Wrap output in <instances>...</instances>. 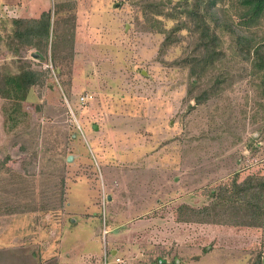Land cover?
<instances>
[{
	"label": "rangeland",
	"instance_id": "1",
	"mask_svg": "<svg viewBox=\"0 0 264 264\" xmlns=\"http://www.w3.org/2000/svg\"><path fill=\"white\" fill-rule=\"evenodd\" d=\"M20 1L0 0V78L44 76L21 103L0 96V261L23 245L100 264L106 229L130 264H264V227L195 215L236 175L264 177V83L230 36L193 89L186 0H32L28 17ZM239 8L224 10L235 24ZM42 10L56 56L14 36V19ZM251 30L264 38V21ZM219 73L220 93L195 105Z\"/></svg>",
	"mask_w": 264,
	"mask_h": 264
},
{
	"label": "trees",
	"instance_id": "2",
	"mask_svg": "<svg viewBox=\"0 0 264 264\" xmlns=\"http://www.w3.org/2000/svg\"><path fill=\"white\" fill-rule=\"evenodd\" d=\"M227 2L228 0H186L183 11L187 19L185 23L190 25L189 29L195 35L196 42L191 53L183 60V66L189 69L193 89L200 87L207 74L217 70L219 64L223 63L226 53L222 34L230 36L233 54L250 64L252 73L262 77L264 83V38H259L251 30L264 21V0H239V24H235L226 15L224 10ZM12 24L14 36L21 43L28 41L46 55L51 48L56 56V40L55 43L51 41L53 25L50 11H44L39 19H14ZM163 33L166 35L163 45L173 43L172 31L164 30ZM73 37L72 34L71 38ZM2 40L0 34V42ZM70 46L72 49L71 44ZM222 74H217L195 95V105H202L220 93L224 79ZM43 76L44 72L32 69L17 75H6L0 78V96L21 103L26 100L31 88L42 82ZM190 93L193 94L192 91ZM237 176L229 186H221V191L212 195L210 206L195 209V215L203 216L199 221L216 223L218 216L230 212L239 216V220L229 223L232 226L264 227V177L249 176L239 182Z\"/></svg>",
	"mask_w": 264,
	"mask_h": 264
},
{
	"label": "crops",
	"instance_id": "3",
	"mask_svg": "<svg viewBox=\"0 0 264 264\" xmlns=\"http://www.w3.org/2000/svg\"><path fill=\"white\" fill-rule=\"evenodd\" d=\"M20 2L22 3V5L19 7L21 17H28L27 14H29V13H31L33 15L37 12V14H39L40 10L39 11L36 10L37 8L34 9L33 4H31L32 0H21ZM44 11L45 10H42L40 15ZM34 16H32V17H34ZM35 18H37V17H35ZM108 235H109V231H108V234L106 236L104 235V240L102 241V243L104 244V247L106 244V247L109 251L110 259L112 261H114L115 257L123 258L121 255L122 250H120L119 248H111L110 249V244L107 240ZM104 247H102V252H101V254H99L100 255V264H101L102 258H103ZM13 249H14V254L10 255L7 259H5L3 261H0V264H82L83 262L81 260L85 259L84 257L88 254L87 253V254L82 255V256L80 255L78 257L79 263H75V262L70 261L66 255V253H69V254H71L72 257L76 258L75 254L72 253L73 251H75V249H72V248L66 249L64 251L65 256L63 254H59V252L62 253V249H60L57 252H55V251L52 252L51 246L47 247L45 250L42 249V251L39 255H36V253L34 251L30 250L29 246H23L22 245V246L14 247ZM49 251H51V252H49ZM89 254H93V253H89ZM52 255H55L53 259H52ZM125 262H126V264L131 263V261L129 259H126ZM132 264H133V262H132Z\"/></svg>",
	"mask_w": 264,
	"mask_h": 264
},
{
	"label": "built area",
	"instance_id": "4",
	"mask_svg": "<svg viewBox=\"0 0 264 264\" xmlns=\"http://www.w3.org/2000/svg\"><path fill=\"white\" fill-rule=\"evenodd\" d=\"M88 98H90L89 95L82 96L81 101L83 103H86L88 101ZM108 234V231L104 229V235L106 236ZM101 264H126L125 260L123 258L115 257L114 261H112L109 257V251L106 247H104V253Z\"/></svg>",
	"mask_w": 264,
	"mask_h": 264
},
{
	"label": "water",
	"instance_id": "5",
	"mask_svg": "<svg viewBox=\"0 0 264 264\" xmlns=\"http://www.w3.org/2000/svg\"><path fill=\"white\" fill-rule=\"evenodd\" d=\"M68 160H69V162H71V161L73 160V157L70 156V157L68 158Z\"/></svg>",
	"mask_w": 264,
	"mask_h": 264
}]
</instances>
